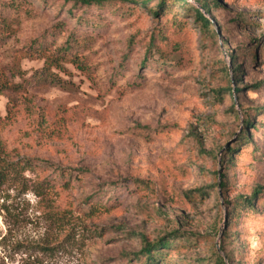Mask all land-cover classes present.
Returning <instances> with one entry per match:
<instances>
[{
  "label": "rangeland",
  "instance_id": "374dc122",
  "mask_svg": "<svg viewBox=\"0 0 264 264\" xmlns=\"http://www.w3.org/2000/svg\"><path fill=\"white\" fill-rule=\"evenodd\" d=\"M26 1L0 44V264H139L129 259L144 241L176 232L190 241L171 251L175 264H264V0H211L216 36L175 0L159 20L156 0L118 1L100 28L80 26L66 0ZM71 33L97 37L79 52L86 67L65 61L51 68L64 86L40 83L43 57L22 52L35 41L54 51ZM153 34L165 51L178 48V67L142 63ZM238 66L231 93L218 94L224 70L234 78ZM247 120L257 126L240 145ZM19 156L50 168L13 169ZM57 168L80 179L46 187ZM255 189L258 211L227 224Z\"/></svg>",
  "mask_w": 264,
  "mask_h": 264
},
{
  "label": "trees",
  "instance_id": "16d2710c",
  "mask_svg": "<svg viewBox=\"0 0 264 264\" xmlns=\"http://www.w3.org/2000/svg\"><path fill=\"white\" fill-rule=\"evenodd\" d=\"M67 4L70 3L71 6L69 8V14L75 18H77L78 23L80 26H91V27H97L100 28L103 26L106 22L105 17H103V11L107 10L109 7H113L116 2L118 1H126V0H66ZM152 0H145L144 6L148 5L149 2ZM157 5L155 10H152L153 15L156 17V19H160L161 17H165V14L168 13L169 6L167 8V0H156ZM199 6H193L187 4L184 0H175V3H178L181 5V9H185L186 12L191 13L193 12L195 15L196 21H198L201 25V28L205 32L213 31V35L216 36L218 31L215 29V25L218 26V19L216 17L215 11L220 7V4L218 1H211V0H198ZM28 2L26 0H0V44L4 43L8 37H10L14 30L13 26L18 20L19 13L21 10H24L25 12L28 11V9L25 7V5ZM65 4V3H64ZM139 4V3H138ZM164 7V9H163ZM80 8H86L87 10H92V8H95V15L92 14L90 18H85L83 15L86 13H83L81 16L77 17L76 13ZM109 13V11L107 12ZM111 14V12H110ZM114 15V14H112ZM173 18H172V25L179 26V22L181 19L179 18V15L175 13V10L172 12ZM241 15H238L237 18H235V21H240ZM178 21V22H177ZM247 23V22H245ZM86 30L88 28H85ZM87 36H83L81 41L74 37V34H70L65 42L58 46L54 51H51L49 48V44L46 42H38L35 41L34 43H31L30 46L22 52V58H28L33 56H40L43 57L45 66L41 69L40 74L37 76V80L42 84H50L53 86H64L65 82L59 78L58 75L51 72L52 67L56 68H62V63L65 61H69L71 63H75L77 66L81 68H85L86 64L85 61L80 58L79 52L81 51V48L83 46L91 44V42H94L97 37L95 34H89L86 33ZM83 42V43H82ZM261 43V40L257 42V46ZM223 45H227L226 42L223 41ZM256 46V47H257ZM164 48L166 46H163V48H160L158 44V40L156 36L153 34L151 37L148 45L146 46V53L142 59V63L146 64L147 61H152L155 63V68H168L172 69L173 67H178L179 58H177L178 51H175L176 47H173L172 51H165ZM232 54V51H230ZM248 55L252 58V60H256L258 54L255 52V47L253 50L248 51ZM233 57V54H232ZM226 73V78L228 79L227 84L223 86L222 88H218L216 92L218 94L222 93H231V85L235 83L240 77L242 71V67L238 66L237 68H234V78L232 76V72L230 69L224 70ZM240 88L236 87L235 91L240 92ZM1 94V92H0ZM257 124L254 121L247 120V125L245 129L242 131V133L237 137V141L240 145H247L252 142L251 134L249 132V128H256ZM235 148L227 147L225 151V156H223L224 161L226 159V164L231 163L233 161V157L231 156V153L233 152ZM227 156V158H226ZM3 158L0 156V182L3 181L2 179L5 177L2 172V166H3ZM10 164L13 166V169L20 168L21 170H27V169H33V170H42L45 171V169L49 167L48 163H44L42 161L36 160V159H30L25 156H19L17 157V160H14L13 162H10ZM4 167V166H3ZM72 177H76V179H80V176H78L76 173H70L68 174L67 171L57 168L53 170V174L51 179H47L45 181L46 187H54L58 184L59 180L63 181V185H68L67 183ZM225 174H221V182H220V188H224L226 181L224 180ZM137 185L140 183L143 184L146 181L144 180H135L134 181ZM263 192L258 191V189H255L254 192L250 197H241L238 200H235V202L232 204L231 209L227 212V219L226 223H230L231 217H240L243 214L248 213H256L258 211L257 205L258 201L261 199ZM101 197H93V200L89 201V206L94 205V203H97L98 199ZM111 196L108 197L110 199ZM110 201V200H109ZM227 232H223V236H226ZM190 241L188 237L179 236L176 233L171 234L169 237L161 239L160 241L156 243H150L148 241H144L143 246L141 250L135 254H131L129 261L130 262H138L139 264H175V260H172L171 258V251L177 250L179 251L181 246L185 245V242L187 243ZM224 250V246L221 248ZM220 263L222 264V259H220Z\"/></svg>",
  "mask_w": 264,
  "mask_h": 264
}]
</instances>
